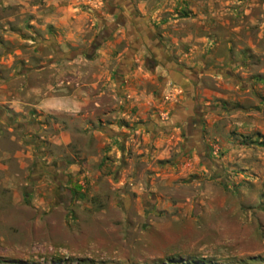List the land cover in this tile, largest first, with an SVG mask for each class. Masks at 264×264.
Masks as SVG:
<instances>
[{
    "label": "rangeland",
    "instance_id": "obj_1",
    "mask_svg": "<svg viewBox=\"0 0 264 264\" xmlns=\"http://www.w3.org/2000/svg\"><path fill=\"white\" fill-rule=\"evenodd\" d=\"M0 264H264V0H0Z\"/></svg>",
    "mask_w": 264,
    "mask_h": 264
}]
</instances>
